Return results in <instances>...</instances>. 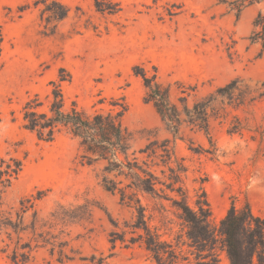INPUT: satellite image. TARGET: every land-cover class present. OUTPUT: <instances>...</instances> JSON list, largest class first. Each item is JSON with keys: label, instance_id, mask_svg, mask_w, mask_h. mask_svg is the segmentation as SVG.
Wrapping results in <instances>:
<instances>
[{"label": "rangeland", "instance_id": "obj_1", "mask_svg": "<svg viewBox=\"0 0 264 264\" xmlns=\"http://www.w3.org/2000/svg\"><path fill=\"white\" fill-rule=\"evenodd\" d=\"M118 1L121 12L104 17L92 0H0V163L14 159L23 166L3 200L19 213L23 202L29 228L34 213L38 220L36 237L29 230L20 241L31 247L20 251L27 255L25 264H230L220 221L232 204L241 208L247 202L255 215L264 214V141L258 140L264 137V99L236 109L225 105L212 115V146L202 132L186 127L182 139H173L144 102L143 81L133 69L140 66L147 76L156 70L180 108L181 98L192 106L237 78L259 86L264 47L251 36L264 4L238 12L231 5L235 0ZM49 9L68 13L57 21ZM60 75L67 108L72 101L88 114L126 107L121 121L133 136V150L170 140L187 169L181 186L188 205L195 210L200 188L209 203L203 244L188 239L177 198L166 191L161 198L138 196L141 228L169 246L162 253L147 251L138 237L143 230L134 231L138 204L121 203L118 193L102 189L99 168L82 164L77 141L61 133L41 143L22 128L25 103L38 95L46 110L50 83ZM234 117L244 128L241 135L227 132ZM53 213L65 217L55 220ZM2 239L9 242L6 235ZM16 241L13 236L8 251L0 253V264H14L7 255Z\"/></svg>", "mask_w": 264, "mask_h": 264}, {"label": "trees", "instance_id": "obj_2", "mask_svg": "<svg viewBox=\"0 0 264 264\" xmlns=\"http://www.w3.org/2000/svg\"><path fill=\"white\" fill-rule=\"evenodd\" d=\"M95 12L104 17H114L121 12L118 0H92ZM264 0H235L231 3L238 12L252 6H262ZM54 20L61 21L67 16V11L56 12L47 10ZM252 43L260 41L264 47V9L260 8L253 22ZM3 36L0 31V56L2 53ZM155 69V68H154ZM139 71H141L139 73ZM63 72V71H62ZM135 77H141L145 90L144 102L152 106L159 116L165 129L173 139L181 138L183 127L190 131L202 132L211 142L212 115L219 114L224 106L240 108L248 106L256 100L264 99V82L252 86L243 79H234L225 86L218 88L214 93L195 101L189 106L181 98V108L170 99V90L157 79V73L147 76L140 66L133 69ZM61 75L59 82H51V92L46 110H41L43 102L38 95L29 99L22 109V128L33 133L37 141L51 143L58 134L65 133L77 141L82 164L99 168V184L106 192L118 193L121 203L138 204V221L134 231L143 230L139 234L144 248L153 253H162L169 246L164 247L155 240L150 231L143 227L144 209L139 204V195L151 197L165 196V192L175 195V203L180 218L190 227L188 239L196 243H204L209 234L206 228L210 217V207L206 194L202 188L201 198L194 200L195 210L188 205V197L181 186L182 175L187 172L186 167L176 157L170 140H153L144 148L133 150V136L123 125L121 118L126 107L115 113L95 110L92 114L86 113L78 107L75 101L67 108L61 82L65 81ZM99 103H102L101 100ZM244 128L239 119L228 126V134H242ZM256 139L255 137H253ZM182 139V138H181ZM259 142L264 141L260 134ZM194 143L190 141V147ZM199 150H202L198 147ZM215 150L211 151L214 154ZM22 163L11 159L9 163H0V253H6L13 244L12 237L17 241L7 257L14 264H25L27 255L20 252L27 249L31 252L30 244H21L22 235L31 231L37 235V214L34 213L32 226L25 224L24 214L28 210L21 202V213L4 204V195L22 171ZM38 196L36 200H41ZM30 201V200H29ZM63 209V207H60ZM55 220H62L65 216L58 213L51 215ZM219 233L223 239V246L230 264H264V214L255 215L246 202L241 208L233 204L219 223ZM6 235L8 243L2 239ZM40 234H38L39 236ZM36 239V238H34ZM116 239L112 238L114 245ZM163 247V249H162ZM168 252V250H166Z\"/></svg>", "mask_w": 264, "mask_h": 264}]
</instances>
